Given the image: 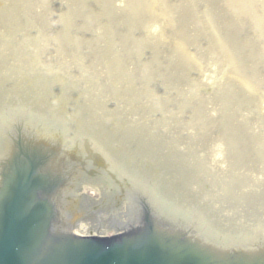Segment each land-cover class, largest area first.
Wrapping results in <instances>:
<instances>
[{
	"label": "rangeland",
	"instance_id": "374dc122",
	"mask_svg": "<svg viewBox=\"0 0 264 264\" xmlns=\"http://www.w3.org/2000/svg\"><path fill=\"white\" fill-rule=\"evenodd\" d=\"M77 1V7L75 8L76 13H78L77 19L88 20L91 23V34L93 36H96V33H100V36L105 33L114 37L110 42L112 49L104 47L105 43L100 44L101 47L96 55L98 60L92 61L86 58L87 54L85 52H82V62H86L85 67L90 71H87L89 74L94 71L95 75L97 70L104 72V70H107L104 65L122 70L121 67L118 68L119 61L112 59L110 64L108 58L113 57V53L115 54L122 49L121 42L115 37H122L121 32H125L128 21L136 23L133 35L136 37L134 40L137 46L135 51L130 50L133 47L132 42L126 46L128 48L126 49L127 59L130 64L128 70H136L139 75L137 78H143L146 81V88H149L150 84L147 80L148 76L145 77L144 70H158L157 73L153 74V78L157 76L164 77L167 70H170L172 58L173 60L176 58L174 70L184 69L190 70V72L196 70L200 74L191 84L188 83L191 80L189 79L190 76H187V79H183L184 74L182 77L180 76L183 80L178 79L179 81L186 80L183 88L180 86L179 81L167 79L163 81L166 83L163 91L159 94L153 93V96L145 95L146 88H144L143 95L136 97V103L123 101V96L119 98V102L115 101L116 98L109 101L104 97L96 96L94 89L90 93L86 92L85 95H79L77 101L80 104H75L76 106L81 105V103L95 104L101 101L102 108L99 111V117L95 111L90 116L85 114L87 120L91 119L94 122V132H98L99 129L107 130L101 123L106 122L113 114L130 122L132 124L131 129L137 130L136 123L141 120H144L142 124L145 126L144 131L147 133L161 126L165 129L164 132L166 131L165 134H167L169 142L174 137L177 144L179 141L185 143L183 145L185 157L181 155V160H173L164 164L163 172L167 174L171 171L166 178L164 176L160 179V173L154 170L151 171L155 181H162L159 189H164L167 198H170L172 192L173 198L176 197L177 183L171 181L170 178L183 179L187 190L193 196H196V200L200 202L201 206H206L212 214L217 215L218 212L217 217L205 219L206 224L209 226L204 225L203 228L206 230L208 227L212 235L217 234L212 228H220L224 221L239 222L242 217H252L258 219L259 222H264L262 220L264 218V200L260 203V188L264 189V176L261 181L256 180L253 183V186H256L255 190L251 192L252 194L247 200L245 196L251 186L250 176L247 177L246 183L240 181L244 184L242 191L238 190L232 193L228 190L226 195L219 197L211 192L204 182L196 187H194L195 185L191 186L192 171L190 169L192 168H187L193 166L196 170L197 173L194 178L209 173V178L216 180L223 179L224 176L222 175L240 176L239 174L250 170H252L250 171L252 173H257L254 171L263 173L264 0H158L156 10L150 5V0ZM60 2L62 0H0V59L6 54L11 55V57H14V63L12 65L10 59L8 60V63L12 65L10 67L13 69L10 72L24 69L25 73L23 74H27V78L30 79L17 84L19 78L25 80L22 78L26 76L21 77L20 75L18 77L19 73L9 75L8 70L0 69V94H2V98L8 97L11 102L19 98L27 101V104L23 101L17 107L0 110V156L4 150V139H7L8 132L14 131L15 128L16 131L18 130L16 126L20 123L17 122L22 120V115L26 113L29 107H38L44 104V100L48 98V90L43 78L44 76L48 77V70L51 69L53 73L56 71L58 73L63 72V70H53L51 68L47 61L53 57L41 55L39 50L36 49L39 41L35 42L37 37L41 40L43 33L41 44H46L52 39L50 30L54 29L55 24L73 20L72 16L74 15H65L64 7L58 4ZM165 23H170L172 26L165 27ZM142 33L150 38L148 40L150 44L145 45L143 43ZM89 43L93 44L94 39ZM95 50L96 48H94V54ZM102 55L106 61L104 65H101L103 64ZM140 56H142L143 63L139 62ZM33 60L40 68L29 73L27 70H29V64ZM144 60L153 63L152 67H146ZM154 62H156L155 65ZM234 70L244 73L246 76L244 82L246 81L252 85L251 91L248 90L241 79L229 74L230 71L234 72ZM208 71L211 72V77L204 78ZM103 76L108 79L107 71ZM100 77L102 78V76ZM69 79H71V76ZM69 79L64 81L65 85L62 87V91H69L71 84ZM89 85L93 86L92 83H89ZM186 87H193L194 92H188L194 98L201 99L202 95L207 97L201 99L203 101L211 99L218 87H221L226 92L224 106H219V112L217 113L214 108L210 112L201 105L187 104L181 94L182 91L187 90ZM72 90L73 87L70 88V92ZM80 92H82V89L71 92V99L76 98L75 96ZM108 95L113 97L110 93ZM186 95L189 97L187 93ZM156 98H160L161 106L158 104L155 108L153 100ZM141 101H144V105L147 102L149 103L150 118L144 112ZM238 102L244 103L243 106H248L252 110L246 108L239 110V114L235 113L232 103L238 104ZM210 104L212 105V102ZM159 106L160 108H158ZM185 106H189L190 111L179 112V109ZM226 106H231L233 109L232 119L229 117L224 118ZM85 110L86 108L83 109V111ZM171 111H175L172 116L169 114ZM234 114L237 117L240 116L238 122L243 124L244 121L246 130L250 133L242 135L238 152L233 153L229 150L225 155H221L222 165H224V162L225 164L235 163L239 165L236 171H219L214 169L215 165L213 166L216 161L213 158L216 156L215 154L212 155L211 142L216 131L222 135L225 133V127L236 128L233 122ZM212 118H215V120H212ZM14 122L16 123L13 125ZM217 125L220 128L217 127L218 129L213 130ZM228 128L230 129V127ZM181 131L185 134L183 135ZM144 135L138 138L142 139ZM186 144H189L191 148H186L189 147ZM174 146H176V143L172 145V147ZM112 149L116 160H126L129 156H134L129 161L131 163L140 156L141 165L149 161L144 157L141 150L131 155L126 152L122 153L123 144L117 141L112 144ZM179 152L181 153L180 150ZM163 153L164 151L160 149L156 159H159ZM113 159L111 157L110 161ZM123 163L120 162V164ZM133 176H136V174L134 173ZM138 178L140 179V177ZM226 182L235 185L236 188V184L231 179ZM154 194L158 196V183L154 188ZM209 199L218 200V205L215 204V200L211 201ZM186 202L189 204L188 199ZM197 209L200 210V207ZM247 232L250 233V229Z\"/></svg>",
	"mask_w": 264,
	"mask_h": 264
},
{
	"label": "water",
	"instance_id": "95a60500",
	"mask_svg": "<svg viewBox=\"0 0 264 264\" xmlns=\"http://www.w3.org/2000/svg\"><path fill=\"white\" fill-rule=\"evenodd\" d=\"M0 189V264H264V256L211 253L146 229L112 238H74L52 229L55 211L33 172ZM53 230V231H52Z\"/></svg>",
	"mask_w": 264,
	"mask_h": 264
},
{
	"label": "bare ground",
	"instance_id": "6f19581e",
	"mask_svg": "<svg viewBox=\"0 0 264 264\" xmlns=\"http://www.w3.org/2000/svg\"><path fill=\"white\" fill-rule=\"evenodd\" d=\"M77 2H78L77 0H62V2L58 3L64 7L65 15L67 16L74 15L72 16L73 20H67L63 23L55 24L54 29L52 31L50 30V35L52 36V39L44 45L41 44L43 40V33L41 36V40L38 39L37 37L36 41H39L36 48L37 51L39 50V53L43 56H49L50 58L53 57L50 60H48L47 63L51 66V68H54L56 70H63V72H60L62 73L61 78L63 80H68L69 77L71 76V79H69V83H71L70 86L73 87L74 91H77L82 88V90L87 92L90 89L88 86L89 83H92L93 84L92 87H94V85L96 87V88L94 87V91L98 97H104L109 101H113L116 98L115 101L119 102V98L123 96V101L127 100L128 103H136L137 102L136 97H138L139 95H143V89L146 88L145 87L146 81L143 78H137L139 75L137 74L136 70H128L130 64L127 59L126 49L128 48H126V46L128 45V43L132 42L133 47L130 50L135 51L137 49L134 40V38L136 37L133 35V29L136 23L133 21H128V23L125 26V32L124 31L121 32L122 37H115L119 39V41L121 42L122 49L121 52L117 51L115 54L113 53V57L108 58L110 64L112 59L117 62L119 61L118 68L121 67L122 70H116L110 66L104 65L106 61L104 60L102 55L103 64L101 65H104L107 70H104V72H100V70H97L95 75H94V71L92 70L93 73L89 74L87 72L89 70L85 67L86 62H82L83 61L82 52H85L87 54L86 58L92 61H95L96 59L98 60L96 55L101 47L100 44L105 43L104 47L112 49V45L110 44V42L114 39V37L111 34H105V33H103L102 36H100V33H96V36H93L91 34L92 33L91 23L88 20L77 19L78 13H76L75 11V8L77 7ZM157 3H158L157 0H150V5L155 10ZM86 23L88 24L87 27H86ZM164 26L170 27L172 26V24L165 23ZM67 28L68 30H66ZM93 39H94V43L93 44L89 43ZM141 39L145 45L150 44L148 43V40L150 38L145 33H142ZM94 48H96L95 54H94ZM175 61L176 58L175 60H173V58L171 59L170 70H167V72L164 74V77L160 76L163 79L162 81L159 76L153 78V74L157 73L158 70H144L145 77L148 76L147 80L150 84V87L146 88L144 91V93H146L145 95L153 96V93H157V94L161 93L163 91L164 85H166V83L163 81H166L167 79H171L172 81H179V80L187 79V76H190L189 79L191 80L188 83L191 84L196 77H199L200 74L196 70H192V72H190V70H184L181 68H180L181 70H174ZM139 62L143 63L142 56H140ZM155 63L156 62H154V65ZM106 71L108 74L109 81L106 76H103L105 75ZM183 74L184 77L182 79L180 78V76L182 77ZM229 74H233L235 77L241 79L244 85L248 87V90L250 91L252 90V85H250L246 81L244 82V78L246 77L244 73L238 70H234V72L230 71ZM100 76H102V78ZM210 77H211V72L208 71L206 73V77L204 78H210ZM179 82H180V86L183 88L186 80L183 82L181 81ZM186 88H187L186 90L187 92L182 91L181 94L184 97L185 103L187 104L201 105L204 108L208 109L210 112L214 108L215 109L214 111L217 113L219 112V106L220 107L224 106V99L226 97V92L223 91L221 87H218V89L215 91L216 93L214 94V96L207 101L201 100L207 98L204 97L203 95L200 97L201 99L194 98V96L190 95L188 91L194 92L193 87L190 88L186 87ZM108 93L112 94L113 97H110ZM186 93L189 95V97L186 95ZM143 102L144 101H141L144 112L147 113L148 114L147 117L150 118L151 114H149L150 112L148 110L149 103L147 102V104L144 105ZM210 102H212V105L210 104ZM153 104L155 108L158 104H160L161 106L160 98L154 99ZM243 105L244 103L242 102L240 103L238 102V104L232 103V106L234 107L235 110L234 112L239 114V110L249 108L248 106H243ZM160 106L158 108H160ZM249 110L252 109L249 108ZM188 111H190L189 106H185L179 109V112H188ZM174 112L175 111H171L169 114L172 116ZM234 112L231 106H226L225 108L226 115L224 116V118L227 119L229 117L230 119H232V114ZM239 117L240 116L237 117L234 114V118H233L234 125L236 126V128L239 127L238 129L231 126H228L230 127V129L228 127H225V133L222 135H220L216 131V134L211 142L212 155L215 154L216 156L215 158H213L214 160H216L213 164V166L215 165L214 169H217L219 171L227 170L228 163L225 164L224 162V165L220 164L223 163L221 155H225V153H228L229 150H231L233 153L238 152V147L241 146L240 142L242 135L250 133L246 130L244 121L243 124L238 122ZM212 120H215V118H212ZM191 123L192 121L190 122V124ZM217 127L220 128V126L217 125L216 127H214L213 130H215ZM181 133L183 135L185 134L183 131H181ZM184 144L185 143L181 141H179L178 144L176 142L175 148L177 150H179L178 149L179 147L182 149ZM186 145L190 146L189 144ZM254 172L257 173H252V172L250 173V171H248V174L251 177V184H253L256 180L261 181V179H263L264 176L262 172H258V171H254ZM254 224L257 227L260 226V228H264V225L259 222H255ZM78 229L81 235H87L91 231V227L86 224L79 226Z\"/></svg>",
	"mask_w": 264,
	"mask_h": 264
}]
</instances>
